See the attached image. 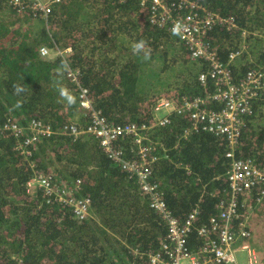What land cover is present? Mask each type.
Instances as JSON below:
<instances>
[{
    "label": "trees",
    "instance_id": "obj_1",
    "mask_svg": "<svg viewBox=\"0 0 264 264\" xmlns=\"http://www.w3.org/2000/svg\"><path fill=\"white\" fill-rule=\"evenodd\" d=\"M197 1L212 11L234 17L238 24L236 31L217 26L208 35L222 61H227L230 50L239 47L241 30L246 32L253 26L257 35L264 33V0ZM8 10L15 13L7 0H0V14H9ZM149 11L148 2L142 4L141 0H62L48 18H33L29 13L20 16L33 19L21 39L16 32L4 30L7 24L13 26L12 22H0V37L8 44L0 48V122L10 117L26 124L36 118L53 128L70 123L87 126L88 117L80 106L77 85L66 75L64 58L42 57L40 46L71 47V64L79 68L81 85L88 89L96 107L115 123L151 117L154 101L147 99L152 97L154 87L163 84L159 80L163 71L178 68V74L164 79L165 83L175 79L182 82L176 97L201 94L197 76L203 64L191 60L186 64L184 48L170 63L165 62L166 66L162 63L156 69L154 58L162 59L156 52L171 33L150 24ZM122 36L133 43L147 41L150 58L134 55L132 47L120 55L114 45ZM247 36L252 37L249 43L254 49L250 54L255 60L235 59L229 63L234 78L257 63L264 64V38ZM14 84H22L26 91L16 95ZM57 86L69 89L75 103L69 106L61 101ZM17 101L19 107H15ZM263 119L264 99L253 104V114L246 118L236 147L237 157L252 158L264 165L263 140L254 138L253 123ZM188 124L187 115H173L170 123L148 130L149 137L157 142L152 178L178 219L183 220L197 207L199 218L207 222L217 203L228 197L227 144L224 138L207 132L189 131L184 135ZM15 143L10 132H0V264H141L132 250L158 247L165 234L163 222L149 208L147 197L139 194L135 178H129L103 153L92 134L83 132L76 139L63 133L42 137L27 158L18 153ZM117 145L126 152L134 145L133 138H120ZM40 171L53 174L54 187L81 179L76 195L90 197V215L75 219L68 207L53 202L41 187L29 186ZM250 199L239 205L236 227L244 220L247 206L264 202V195L257 200L251 195ZM203 242L194 230L189 248L194 250Z\"/></svg>",
    "mask_w": 264,
    "mask_h": 264
},
{
    "label": "built area",
    "instance_id": "obj_2",
    "mask_svg": "<svg viewBox=\"0 0 264 264\" xmlns=\"http://www.w3.org/2000/svg\"><path fill=\"white\" fill-rule=\"evenodd\" d=\"M62 0H7L9 7L19 16L29 13L33 18H48L53 8ZM148 2L150 24L166 28L183 45L191 60L203 64L197 81L201 94L181 95L177 98H159L153 103L151 117L147 120L124 124L110 121L102 110L96 107L89 96L88 89L80 83V71L71 64L70 46L52 49L40 46L42 57L60 56L64 58L68 79L77 85L76 94L81 108L88 117V124L80 128L74 123L53 128L49 123L32 118L20 124L7 117L0 122L2 130L10 132L15 138V149L27 158L31 147L42 137L56 133L68 134L76 139L81 133L92 134L103 153L127 173L135 178L139 194L146 196L148 206L165 226V234L156 249L132 250L141 264H255L256 256L248 240L251 230L239 217L238 207L249 202L250 196L259 199L264 195V165L252 158L237 157L236 147L242 136L246 118L253 114V104L264 99V64L249 67L237 78L230 69L231 64L241 53L240 47L230 50L227 61L219 58L217 50L208 41V35L218 26L228 31L239 29L232 16H224L212 11L197 0H141ZM173 29L178 34H173ZM245 30H241L243 35ZM245 47V44H242ZM211 84V90L208 88ZM185 114L189 124L184 131H200L225 139L226 158L229 168L226 174L227 199L217 203L216 211L207 222L199 218V209H192L183 220L178 219L168 208L159 184L152 178V162L157 160V142L149 137L148 130L170 123L173 115ZM132 137L134 145L126 152L119 148L117 141ZM52 173L37 172L29 186L41 187L53 200L70 209L75 219L82 220L90 215L91 199L88 195H76L81 179L54 187ZM256 192V193H255ZM53 194L54 197L49 195ZM242 197L240 203L239 198ZM201 236L203 243L192 250L189 237L192 232ZM245 252V261L237 258V251Z\"/></svg>",
    "mask_w": 264,
    "mask_h": 264
},
{
    "label": "rangeland",
    "instance_id": "obj_3",
    "mask_svg": "<svg viewBox=\"0 0 264 264\" xmlns=\"http://www.w3.org/2000/svg\"><path fill=\"white\" fill-rule=\"evenodd\" d=\"M9 14H0V22H12L13 26L8 25L7 23V27L4 28V30H10L12 33L16 32L15 35L21 39L22 36L26 35L27 32V28L29 26V24H32L33 19L29 20L26 18H20V16H18L16 13H11L10 10H8ZM10 15L11 18L10 20H8L9 18H7V16ZM10 35H13L11 34ZM248 34H256V37L261 36L264 38V33H260V35L258 34V30L252 26L249 28V30H247L246 32H244V34L242 35L243 37L241 38V41H239V47L241 49V53L239 55L238 58H236V60H241L242 62L244 61H254L255 59L252 57V55L250 54L251 52V48L254 49V44L249 43V41L252 39V37H250L248 39ZM246 38V39H245ZM242 44H245V47H242ZM133 42L122 36L121 39L118 41L116 40L115 43V48L117 51L120 52V55L124 54L125 48L127 47H132ZM3 46H8L7 43H4V41L2 40V38L0 37V48H2ZM183 45L177 40V38L175 36H173L171 34V36L169 35L168 39L166 40L163 48H159V51L156 52L158 55L160 53L161 58L163 59H157V57L154 58L155 61V67L156 69H160L161 65L163 63V65L166 66V63H170L171 60L174 58L175 54H180L183 50ZM128 50V48H127ZM185 50V49H184ZM183 50V58L185 59V63L187 64L191 59L188 57L186 51ZM119 55V56H120ZM193 62H196L194 60H191ZM260 64V63H257ZM177 69L178 68H174V69H170L168 71H163V73L160 75L159 80L162 81L163 84L157 85L156 87H154L153 91L150 92V95L152 97H150V99H147V102H149L151 100L155 101L156 99L159 98H177V91L178 88H183L182 87V82L179 81L178 79H175L174 81H171L169 83H165L164 79L167 78L170 74H174L177 73ZM254 131L256 133L255 135V139H261L263 140V148H264V119L263 120H254ZM251 200V199H250ZM249 200V201H250ZM244 221L246 222L248 228H250L251 230V237L248 240L249 244L251 245V247L254 248V252H255V256H256V263L255 264H264V202H260V204H252V205H248L247 209H245L244 211ZM236 256L239 260H241L242 262L245 261V252L243 251H237L236 252Z\"/></svg>",
    "mask_w": 264,
    "mask_h": 264
},
{
    "label": "clouds",
    "instance_id": "obj_4",
    "mask_svg": "<svg viewBox=\"0 0 264 264\" xmlns=\"http://www.w3.org/2000/svg\"><path fill=\"white\" fill-rule=\"evenodd\" d=\"M173 34H178L177 29H173ZM132 52L134 55L143 54L145 59H149L151 55V48L148 45L147 41L140 39L135 41L132 45ZM13 90L16 95H19L26 91L22 84H14ZM57 91L61 101L66 102L69 106L75 103V96L71 93L69 89L64 86H57ZM20 106V101H17L15 107ZM23 157V156H22ZM24 158V157H23Z\"/></svg>",
    "mask_w": 264,
    "mask_h": 264
},
{
    "label": "crops",
    "instance_id": "obj_5",
    "mask_svg": "<svg viewBox=\"0 0 264 264\" xmlns=\"http://www.w3.org/2000/svg\"><path fill=\"white\" fill-rule=\"evenodd\" d=\"M251 246V245H250ZM251 248H253V247H251ZM253 250H254V248H253Z\"/></svg>",
    "mask_w": 264,
    "mask_h": 264
}]
</instances>
